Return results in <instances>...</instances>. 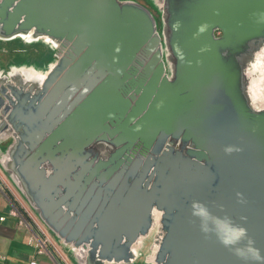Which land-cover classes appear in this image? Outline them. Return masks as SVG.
I'll list each match as a JSON object with an SVG mask.
<instances>
[{
    "label": "water",
    "instance_id": "obj_1",
    "mask_svg": "<svg viewBox=\"0 0 264 264\" xmlns=\"http://www.w3.org/2000/svg\"><path fill=\"white\" fill-rule=\"evenodd\" d=\"M164 15L162 39L140 3L0 0V38L57 49L0 75L3 166L76 264H264V0Z\"/></svg>",
    "mask_w": 264,
    "mask_h": 264
},
{
    "label": "crops",
    "instance_id": "obj_2",
    "mask_svg": "<svg viewBox=\"0 0 264 264\" xmlns=\"http://www.w3.org/2000/svg\"><path fill=\"white\" fill-rule=\"evenodd\" d=\"M8 43L11 47H16L13 42ZM5 43V44H8ZM6 47H9L5 45ZM27 55L33 56L36 51L43 53H49L50 47L45 45L39 47V45H30ZM28 49V48H27ZM33 54V55H32ZM25 55V54H24ZM15 57L11 55L7 58V61L13 60ZM29 61V60H28ZM23 209L27 212L29 217L36 219L39 223H42L51 235L54 237L59 247L62 249L66 257L69 259L71 264H76L70 255L74 256L72 249L65 245L62 241L58 240L57 237L50 231V229L40 220L37 213L28 204L26 199L23 197L11 177L3 166V156L0 155V217L5 216V219H0V253L6 256L5 259L0 258V264H30L32 259H36L38 264H64L59 258L50 253H36L34 246L28 243V238L32 233L31 228L26 222L22 223V217L16 214L17 209ZM110 264H145L142 259L136 260L134 263H110Z\"/></svg>",
    "mask_w": 264,
    "mask_h": 264
},
{
    "label": "flooded vegetation",
    "instance_id": "obj_3",
    "mask_svg": "<svg viewBox=\"0 0 264 264\" xmlns=\"http://www.w3.org/2000/svg\"><path fill=\"white\" fill-rule=\"evenodd\" d=\"M223 35V30L222 28H219L218 26L214 29V36L215 37H220ZM9 42H13L12 45L15 44L16 47H12V48H8L5 46V43ZM39 45V47H43L44 44L45 45H49L51 47L54 46L55 48V43L52 42L51 40L46 41V40H39V41H32V42H28L25 39H23V37H14L12 39H4V38H0V48H3L4 51H8L10 52L12 55L15 54V57L13 60L8 59L9 61H7L8 63L5 64L3 59H0V75H4L7 72L14 70V69H22L23 67L21 66V64L23 63V65H26V62L29 60L30 63L26 66V67H31V66H43V64L48 63L47 60H55L56 59V53H57V49L51 48L49 53H43V51L39 52L37 51L38 49H34L36 51V53L33 56H29L27 55L28 51L31 50V48L29 47L30 45ZM28 48V49H27ZM1 53V52H0ZM23 54V55H20ZM25 54V55H24ZM21 56H23L21 58ZM22 62V63H21ZM13 66V67H11ZM17 67V68H15ZM25 67V66H24ZM169 69V66L167 65V70ZM4 105L0 106V116L2 115V111L4 109ZM3 122L2 117L0 118V124ZM7 137V138H6ZM13 138L12 136L9 134L7 136L4 137L3 135V131L0 130V155L3 156L4 151L9 147V145L12 143ZM179 144H176V147H178Z\"/></svg>",
    "mask_w": 264,
    "mask_h": 264
},
{
    "label": "built area",
    "instance_id": "obj_4",
    "mask_svg": "<svg viewBox=\"0 0 264 264\" xmlns=\"http://www.w3.org/2000/svg\"><path fill=\"white\" fill-rule=\"evenodd\" d=\"M16 214H19L22 217V223L26 222L31 228L32 233L28 238V243L34 246L36 253H50L59 258L64 264H71L54 237L42 223L29 217L27 212L21 208L16 210ZM0 219H5V216H1ZM0 258L5 259L6 256L0 253ZM30 264H38V262L34 258L30 261Z\"/></svg>",
    "mask_w": 264,
    "mask_h": 264
},
{
    "label": "rangeland",
    "instance_id": "obj_5",
    "mask_svg": "<svg viewBox=\"0 0 264 264\" xmlns=\"http://www.w3.org/2000/svg\"><path fill=\"white\" fill-rule=\"evenodd\" d=\"M119 4H124V3H140L145 5L152 13V15L156 18V26H157V31L160 34V36L162 37V39L165 38L166 35V29H167V20L164 19V5H165V0H118ZM7 46H9L8 48H12L11 45L5 44ZM0 59L4 60V63L7 64V58L10 57L12 54L10 52H8L7 50L4 51L3 48H0ZM23 55V54H20ZM23 56H21L22 58ZM51 62V60H47V62ZM9 64V63H8ZM173 72V69H172ZM171 72V73H172Z\"/></svg>",
    "mask_w": 264,
    "mask_h": 264
},
{
    "label": "clouds",
    "instance_id": "obj_6",
    "mask_svg": "<svg viewBox=\"0 0 264 264\" xmlns=\"http://www.w3.org/2000/svg\"><path fill=\"white\" fill-rule=\"evenodd\" d=\"M203 31V29H201ZM228 151H231V149H228ZM193 208V215L202 217L205 219H208L210 217V213L208 212L206 206L200 204L199 202H194L192 205ZM207 231V229H204ZM232 236H224L219 235V241L220 243L226 247L232 249L235 245H237L243 238L247 236L246 229L242 226H232L231 227ZM248 243H253L250 238H248ZM234 254L240 256L243 258V253L239 248L234 247Z\"/></svg>",
    "mask_w": 264,
    "mask_h": 264
}]
</instances>
